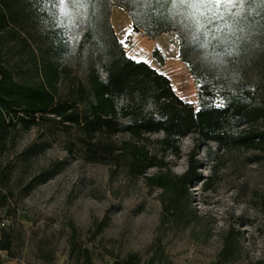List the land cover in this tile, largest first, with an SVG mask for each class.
<instances>
[{
  "label": "trees",
  "instance_id": "trees-1",
  "mask_svg": "<svg viewBox=\"0 0 264 264\" xmlns=\"http://www.w3.org/2000/svg\"><path fill=\"white\" fill-rule=\"evenodd\" d=\"M114 6L131 16L134 31L144 30L152 38L182 31L180 58L202 80L199 110L176 92L167 74L128 55L112 23ZM77 19L85 31L73 42L68 32L76 29ZM86 49H95L96 58L81 76L71 61ZM153 55L165 64L158 48ZM203 56L208 62L199 68ZM233 59L244 65L246 73L256 71L262 77L254 89L232 93L224 88L223 75ZM217 93L225 99L222 107L215 103ZM121 97L124 103L117 111ZM153 100L156 107L149 109ZM41 125L58 127L71 136L67 142L71 153L79 151L93 163L124 166L134 178L146 176L150 168H166L147 179L171 191L172 200L188 195L189 185L200 177L199 163L181 176L172 175L159 151L179 154L186 137L193 139L194 151L201 144L217 143L220 148L254 150L257 154L251 160L260 161L264 0H0V158L15 147L21 131ZM2 168L0 160V207L12 195L11 172ZM50 175V170L43 171L27 187ZM210 187L209 182L206 189ZM238 242L239 233L233 247ZM12 245L4 230L0 250L10 251ZM80 252L81 264H95L89 248ZM116 263L148 264L138 252Z\"/></svg>",
  "mask_w": 264,
  "mask_h": 264
},
{
  "label": "rangeland",
  "instance_id": "rangeland-1",
  "mask_svg": "<svg viewBox=\"0 0 264 264\" xmlns=\"http://www.w3.org/2000/svg\"><path fill=\"white\" fill-rule=\"evenodd\" d=\"M129 17L130 30L120 39L125 49L135 37L152 47L130 54L126 50L128 55L166 71L168 54L175 52L190 82L186 87L173 85L199 110L202 80L180 58L182 31L152 38L144 30L134 31ZM84 31L78 20L68 35L75 42ZM156 48L164 65L153 55ZM95 58V49H86L71 64L84 76ZM199 60V68L208 62L206 56ZM232 63L223 75L228 91L254 89L262 80L256 71L246 73L238 59ZM100 71L105 74L101 67ZM215 103L225 104L221 93ZM70 137L58 127L41 125L21 131L15 147L0 158L3 171L11 172L12 190L7 204L0 207V240L4 230L13 239L10 251L0 250V264H81L80 248L91 250L95 264H117L130 252H138L148 264H264V155L252 161L256 151L220 148L217 143L201 144L194 151V141L187 137L180 142L179 154L159 151L172 175L181 176L199 163L200 177L189 185L188 195L172 200L171 191L147 179L166 168H150L147 177L134 178L124 166L93 163L79 151L71 153ZM45 170L51 175L29 189L28 184ZM237 233L239 242L233 247Z\"/></svg>",
  "mask_w": 264,
  "mask_h": 264
},
{
  "label": "bare ground",
  "instance_id": "bare-ground-1",
  "mask_svg": "<svg viewBox=\"0 0 264 264\" xmlns=\"http://www.w3.org/2000/svg\"><path fill=\"white\" fill-rule=\"evenodd\" d=\"M112 21L118 35L123 39L131 27V20L128 13L121 7L117 6L112 13ZM151 47V43L146 44L140 38L135 37L127 44L126 50L130 54L136 51H144L147 49H151ZM164 69L166 70L164 72H166L167 75L173 76V84L176 85V83H179L185 87L189 84L190 81L185 79L183 63L180 59H178L175 52L168 54Z\"/></svg>",
  "mask_w": 264,
  "mask_h": 264
},
{
  "label": "clouds",
  "instance_id": "clouds-1",
  "mask_svg": "<svg viewBox=\"0 0 264 264\" xmlns=\"http://www.w3.org/2000/svg\"><path fill=\"white\" fill-rule=\"evenodd\" d=\"M61 11H62V14H67L65 9L62 8ZM193 11H195V6H193ZM101 79H102V82H103V83H105V84L109 83V81H108V79H107L106 77H102ZM163 102H164V101H163V99H162V100H161V104H162ZM123 103H124V99H123V97H121L120 100H119V103H117V105H116V106H117V111H119V109H120V107L123 105ZM148 107H149V109L156 107L154 100L149 102ZM118 119H119V118H118ZM155 119H156V117H155ZM186 138H187V137H186Z\"/></svg>",
  "mask_w": 264,
  "mask_h": 264
},
{
  "label": "snow or ice",
  "instance_id": "snow-or-ice-1",
  "mask_svg": "<svg viewBox=\"0 0 264 264\" xmlns=\"http://www.w3.org/2000/svg\"><path fill=\"white\" fill-rule=\"evenodd\" d=\"M203 2H205V3H219L220 0H203ZM223 2L227 3L228 0H223ZM41 3H43V0H41ZM218 106L222 107L223 105H222V103H221V104L218 105Z\"/></svg>",
  "mask_w": 264,
  "mask_h": 264
},
{
  "label": "crops",
  "instance_id": "crops-1",
  "mask_svg": "<svg viewBox=\"0 0 264 264\" xmlns=\"http://www.w3.org/2000/svg\"><path fill=\"white\" fill-rule=\"evenodd\" d=\"M118 34V33H117ZM119 36V35H118ZM119 38L122 40V38L119 36ZM161 71V70H160ZM162 72H164L163 70H162ZM165 74H166V72H164ZM169 76V75H168ZM170 77V76H169ZM177 92V91H176ZM180 95V94H179ZM191 95V94H190ZM183 99H185L186 101H189V102H191V103H193V99H190V98H188V96H187V94H184V95H180ZM192 96H194V94L192 95ZM195 99V98H194Z\"/></svg>",
  "mask_w": 264,
  "mask_h": 264
},
{
  "label": "built area",
  "instance_id": "built-area-1",
  "mask_svg": "<svg viewBox=\"0 0 264 264\" xmlns=\"http://www.w3.org/2000/svg\"><path fill=\"white\" fill-rule=\"evenodd\" d=\"M3 225H6V222L5 221L3 222Z\"/></svg>",
  "mask_w": 264,
  "mask_h": 264
}]
</instances>
